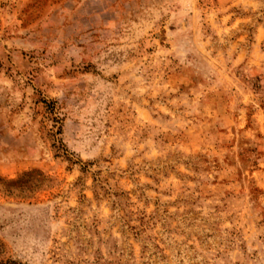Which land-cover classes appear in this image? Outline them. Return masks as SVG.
Instances as JSON below:
<instances>
[{
    "label": "rangeland",
    "instance_id": "rangeland-1",
    "mask_svg": "<svg viewBox=\"0 0 264 264\" xmlns=\"http://www.w3.org/2000/svg\"><path fill=\"white\" fill-rule=\"evenodd\" d=\"M0 264H264V0H0Z\"/></svg>",
    "mask_w": 264,
    "mask_h": 264
}]
</instances>
